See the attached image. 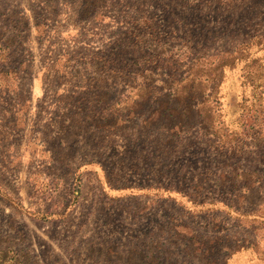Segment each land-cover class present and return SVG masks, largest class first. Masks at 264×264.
I'll return each mask as SVG.
<instances>
[{"label": "rangeland", "instance_id": "obj_1", "mask_svg": "<svg viewBox=\"0 0 264 264\" xmlns=\"http://www.w3.org/2000/svg\"><path fill=\"white\" fill-rule=\"evenodd\" d=\"M0 190V264H264V0H0Z\"/></svg>", "mask_w": 264, "mask_h": 264}, {"label": "trees", "instance_id": "obj_2", "mask_svg": "<svg viewBox=\"0 0 264 264\" xmlns=\"http://www.w3.org/2000/svg\"><path fill=\"white\" fill-rule=\"evenodd\" d=\"M106 184L109 186V182L107 181V178H106ZM165 191H168V192H172V191H175V192H179V193H181V191H179V190H173V189H170V188H163ZM0 195L1 196H3V197H6V196H4V192L3 191H1L0 190ZM183 196H186L185 194H182ZM189 200H191L192 201V199H190V197L188 198ZM238 255H240V254H235V255H232L231 257H229L230 259H231V261L233 262V263H235V264H244L243 262H241V261H239L238 259H237V256Z\"/></svg>", "mask_w": 264, "mask_h": 264}, {"label": "crops", "instance_id": "obj_3", "mask_svg": "<svg viewBox=\"0 0 264 264\" xmlns=\"http://www.w3.org/2000/svg\"><path fill=\"white\" fill-rule=\"evenodd\" d=\"M245 256H243V255H238L237 256V259L239 260V261H241V262H243V263H245L246 262V260H245V258H244Z\"/></svg>", "mask_w": 264, "mask_h": 264}]
</instances>
